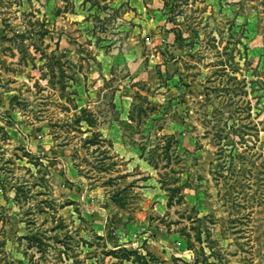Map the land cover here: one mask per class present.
Instances as JSON below:
<instances>
[{
    "label": "rangeland",
    "instance_id": "rangeland-1",
    "mask_svg": "<svg viewBox=\"0 0 264 264\" xmlns=\"http://www.w3.org/2000/svg\"><path fill=\"white\" fill-rule=\"evenodd\" d=\"M0 58V264H264V0H0Z\"/></svg>",
    "mask_w": 264,
    "mask_h": 264
},
{
    "label": "trees",
    "instance_id": "trees-1",
    "mask_svg": "<svg viewBox=\"0 0 264 264\" xmlns=\"http://www.w3.org/2000/svg\"><path fill=\"white\" fill-rule=\"evenodd\" d=\"M28 24L34 25L33 23H27V25ZM32 30L28 29V30H23V31H13L10 36L3 35L1 38V41L5 40V41L12 43V45H10V44H9V46L7 45L9 47V50L12 48L16 49V51L19 54L18 55V61H22L23 63L27 62L26 58L32 59L31 58L32 55H30L28 48H27L28 45H32V47L36 46V41L33 38L31 39V37L34 34V32ZM38 30H41V32H39V36H38V39L41 42L42 36L45 35L47 30L44 27H42ZM35 32H38V31H35ZM27 39H30L33 41L31 43H26L25 41ZM11 54L13 55V53H11ZM44 57L48 58L47 66H49V67H51L52 60L54 59L55 65H52V66H56V68H58L59 75L62 77L64 74V70H63L62 62H61L60 58L57 57L56 55L52 54V53L44 55ZM3 64H4V61L0 58V65H3ZM52 70H53V67H51V71ZM136 96L138 97L139 100H146L147 101V98L144 96H141L139 93H136ZM135 107H136L135 104H133L132 109H131V114H132V111H135ZM141 110H143L145 112V109L141 108ZM74 121L77 125L80 122H84L89 128L93 127L95 125V122H96L93 114L85 108L79 109V112L74 115ZM215 138H216L215 143L218 147L217 153H216L217 157H216L215 166L219 167V166H222L224 163V160H225L224 156L226 154L225 153L226 151H224L223 147L219 144L221 138H224V137H222L220 133H217L215 135ZM241 138L243 139V137H241ZM169 140H170V136L166 137L165 144L162 146V149H163L165 154H166V149L169 146ZM101 142H103V139H101L100 134L97 132H91L90 135L85 136L83 139V143L86 146L99 145ZM228 156L232 157V155H228ZM233 158H234V156H233ZM149 162L151 163V160ZM154 167H156L155 164H154ZM167 190H168V203H167L168 206L171 205L172 202H176V201L178 202V199L181 198V194L177 195L176 201H172V198L174 195H176V191H178V193H179L180 187L174 185L173 187H168ZM30 238H32V236L29 237V239ZM125 254L127 256L128 252L125 251Z\"/></svg>",
    "mask_w": 264,
    "mask_h": 264
}]
</instances>
